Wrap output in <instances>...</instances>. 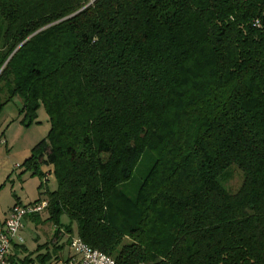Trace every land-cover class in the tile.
Wrapping results in <instances>:
<instances>
[{
    "label": "trees",
    "instance_id": "obj_1",
    "mask_svg": "<svg viewBox=\"0 0 264 264\" xmlns=\"http://www.w3.org/2000/svg\"><path fill=\"white\" fill-rule=\"evenodd\" d=\"M15 97L50 124L37 249L75 225L117 264H264V0H0V112Z\"/></svg>",
    "mask_w": 264,
    "mask_h": 264
},
{
    "label": "rangeland",
    "instance_id": "obj_2",
    "mask_svg": "<svg viewBox=\"0 0 264 264\" xmlns=\"http://www.w3.org/2000/svg\"><path fill=\"white\" fill-rule=\"evenodd\" d=\"M19 100L18 97H15L0 112V217L17 197L21 204H26L28 201L34 200L39 194L40 177L39 175H30L25 166V160L31 155L33 147L47 135L50 124L42 106L37 111L38 122L33 121L27 124L23 114L19 112L21 107ZM148 160V158L144 160L138 171L134 173L135 181L142 175ZM50 178L52 179L50 182L48 181V186L55 188V180L53 177ZM240 181L241 177L236 173L229 180L228 184L231 186L228 184L226 186L234 190ZM46 215L47 213H42L41 217ZM64 219L66 220V217ZM73 229V238H78L75 225ZM21 231L27 248L25 251L27 254L22 258V260L26 259L24 264H42L36 256V252L43 249L37 248L51 240L50 238L55 231L53 223L44 221L34 225L31 221H25ZM67 241L68 236H65L62 242L66 245ZM64 255L65 251L60 252L59 261H54L52 264H62ZM15 263L23 264L18 259Z\"/></svg>",
    "mask_w": 264,
    "mask_h": 264
},
{
    "label": "built area",
    "instance_id": "obj_3",
    "mask_svg": "<svg viewBox=\"0 0 264 264\" xmlns=\"http://www.w3.org/2000/svg\"><path fill=\"white\" fill-rule=\"evenodd\" d=\"M50 177H53L52 171H45L43 180L48 182ZM47 203L46 198L27 204L15 203L9 208L4 219H0V264H13V246L23 243L20 230L23 229L24 217L44 211ZM69 247L72 256L64 264H117L112 256L89 246L79 237H72Z\"/></svg>",
    "mask_w": 264,
    "mask_h": 264
},
{
    "label": "crops",
    "instance_id": "obj_4",
    "mask_svg": "<svg viewBox=\"0 0 264 264\" xmlns=\"http://www.w3.org/2000/svg\"><path fill=\"white\" fill-rule=\"evenodd\" d=\"M53 178H54V177H53ZM51 179H52V178H50L49 182L51 181ZM40 197H41V195L38 194V196H37L34 200H30V201H28L27 203L34 202L35 200L39 199ZM17 202L20 203L18 197H17V199H16L12 204H10V205L7 207V209L3 212V216L0 217L1 220L4 219V217L6 216L7 211L9 210V208H10L13 204H15V203H17ZM27 203H26V204H27ZM46 216H47V215H46ZM41 218H42V219H45L46 217L43 216V217H41ZM25 221H31V222L34 223V225H35L36 223H38L37 221H34L32 217H24V220H23V228H24V222H25ZM62 222H63V223H66L67 220H65L64 217H63V218H62ZM34 227H37V226H34ZM35 229H36V228H35ZM22 230H23V229H22ZM20 231H21V230H20ZM20 235H21L22 238H23L22 231L20 232ZM53 235H54V234H53ZM53 235H52V237H51L50 239H53ZM65 236L67 237L68 234L65 233V232H62L61 236H59L58 239H54V240L57 242V245H60V248H59V249H57V250H55V249H43V250H40V251L36 252V255H38V254H40V253H45V252H48V251H49V253H51V255H50L51 258H50V260L47 261L46 263H47V264H52L54 261H57V260L59 261V259H60L59 254H60V252L62 253V252L65 251V255L62 257V264H64V263H65L68 259H70L71 256H72V251H71V249H70V247H69V243H67V244L65 245V244L62 242V241L64 240ZM72 237H73V236H72ZM48 241H50V240H48ZM48 241H46V242H48ZM24 243H25V240H24V238H23V243H21V244H17V245H15V246H13V249H12V257H13L14 262H16V259L22 261L23 256H25V255L27 254V253L25 252L27 248L25 247V244H24ZM55 257H56V259H55Z\"/></svg>",
    "mask_w": 264,
    "mask_h": 264
}]
</instances>
